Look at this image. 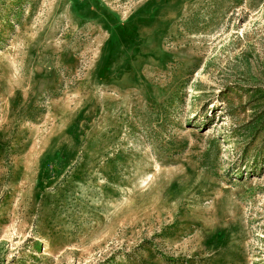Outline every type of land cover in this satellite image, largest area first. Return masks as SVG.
Instances as JSON below:
<instances>
[{"label": "rangeland", "instance_id": "rangeland-1", "mask_svg": "<svg viewBox=\"0 0 264 264\" xmlns=\"http://www.w3.org/2000/svg\"><path fill=\"white\" fill-rule=\"evenodd\" d=\"M0 264H264V0H0Z\"/></svg>", "mask_w": 264, "mask_h": 264}]
</instances>
